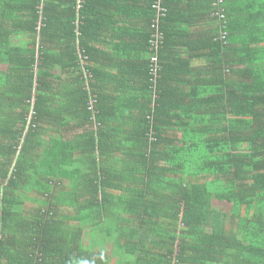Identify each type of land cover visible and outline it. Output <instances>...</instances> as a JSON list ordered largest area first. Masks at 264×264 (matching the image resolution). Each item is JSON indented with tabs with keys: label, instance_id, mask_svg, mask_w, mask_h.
<instances>
[{
	"label": "trees",
	"instance_id": "16d2710c",
	"mask_svg": "<svg viewBox=\"0 0 264 264\" xmlns=\"http://www.w3.org/2000/svg\"><path fill=\"white\" fill-rule=\"evenodd\" d=\"M124 1L0 0V264H264V0H161L156 50L132 0L95 67Z\"/></svg>",
	"mask_w": 264,
	"mask_h": 264
},
{
	"label": "crops",
	"instance_id": "0c3cea01",
	"mask_svg": "<svg viewBox=\"0 0 264 264\" xmlns=\"http://www.w3.org/2000/svg\"><path fill=\"white\" fill-rule=\"evenodd\" d=\"M122 6H126V9L121 10ZM213 8H216L215 11L219 10L216 6H214V3ZM97 10V12H99L98 15H102L103 17L98 20L99 23L93 28L92 31L94 32L93 34L97 36V39L94 37L93 43L97 41L100 43L99 45H96L99 48V56H95V58L98 59H95L94 63L95 67L101 69L103 68L105 70L103 64H106L107 60L110 58L109 56H113V42L123 45L126 41V34H130V31L134 26L135 29L139 26L141 27V19L143 17L141 14L136 15L137 12L134 10V4L132 0H125L120 6L112 5L108 6L106 9L98 7ZM221 10H223V8ZM165 12L167 13V10H165ZM192 63L195 65V67L201 66V64H199L197 61ZM110 72L114 73V70H111ZM131 91L133 92V90ZM120 96L126 97V94Z\"/></svg>",
	"mask_w": 264,
	"mask_h": 264
},
{
	"label": "built area",
	"instance_id": "2783aa9c",
	"mask_svg": "<svg viewBox=\"0 0 264 264\" xmlns=\"http://www.w3.org/2000/svg\"><path fill=\"white\" fill-rule=\"evenodd\" d=\"M156 11V17L152 21L151 28L154 30L152 35V40L150 41L153 50H156L159 41L162 39V34L159 30V19L164 16L165 9H162L158 2H156L153 7ZM160 66L158 63V58L156 55L150 57V82H151V91L153 98H156V83L158 79V71Z\"/></svg>",
	"mask_w": 264,
	"mask_h": 264
},
{
	"label": "bare ground",
	"instance_id": "6f19581e",
	"mask_svg": "<svg viewBox=\"0 0 264 264\" xmlns=\"http://www.w3.org/2000/svg\"><path fill=\"white\" fill-rule=\"evenodd\" d=\"M80 1L81 0H77V2H78V8L80 7ZM160 1L161 0H157V2L160 4ZM223 3V0H215V2H214V6H216V7H218V5H220V4H222ZM222 13H223V10H217V11H215V13L213 14L214 16H220V17H222ZM217 16V17H218Z\"/></svg>",
	"mask_w": 264,
	"mask_h": 264
},
{
	"label": "rangeland",
	"instance_id": "374dc122",
	"mask_svg": "<svg viewBox=\"0 0 264 264\" xmlns=\"http://www.w3.org/2000/svg\"><path fill=\"white\" fill-rule=\"evenodd\" d=\"M213 207H214V209L217 211V212H219V211H223V209H226L227 207H226V205L224 204H220V203H217V202H214L213 203Z\"/></svg>",
	"mask_w": 264,
	"mask_h": 264
}]
</instances>
